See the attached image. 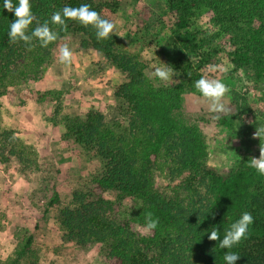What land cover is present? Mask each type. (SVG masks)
<instances>
[{
	"label": "trees",
	"instance_id": "16d2710c",
	"mask_svg": "<svg viewBox=\"0 0 264 264\" xmlns=\"http://www.w3.org/2000/svg\"><path fill=\"white\" fill-rule=\"evenodd\" d=\"M18 3V0H13ZM0 0V99L22 106L27 99L57 101L60 91L44 90L17 93L28 80L40 79L52 60V50L67 35H81L79 48L101 54L125 73L126 81L114 95L125 102L128 126L118 131L104 115L89 110L65 119L61 140L98 159L100 167L85 191H74L69 205L58 208V220L69 241L80 245L99 244L106 264H226L225 252L239 255L235 264H264V176L248 167L244 156L235 167L218 171L206 164V143L201 132L181 124L173 112L182 104L189 81L200 79L199 70L216 52L211 43L215 35L229 42L230 61L237 68H248L264 80V0H166L173 18L176 68L182 80L154 86L144 73V64L135 56L120 51L115 34L98 40L96 29L76 20H66V29L51 23V15L65 6L89 4L103 18L119 8V0H30L37 20L49 21L58 39L41 47L35 38L31 50L24 42L12 43L8 32L14 12ZM209 11L217 32L204 35L192 28L193 20ZM36 27H29L28 33ZM206 49L200 52L199 50ZM198 57L192 62L190 57ZM15 99V100H14ZM54 111H56L54 109ZM219 123L231 126L228 116L220 114ZM16 132L0 120V164L8 163L16 150ZM163 156L173 176L185 177L188 192L167 194L154 186L152 164ZM198 183L199 187L194 186ZM114 195L107 199L104 193ZM129 198L138 206L129 216L119 212V202ZM60 202L55 191L48 205ZM250 212L253 223L246 237L231 249L208 239L213 227L221 239L225 230L243 212ZM153 213L158 225L144 235L134 225L145 227V214ZM37 224L18 240L12 255L0 264H34V234Z\"/></svg>",
	"mask_w": 264,
	"mask_h": 264
},
{
	"label": "rangeland",
	"instance_id": "374dc122",
	"mask_svg": "<svg viewBox=\"0 0 264 264\" xmlns=\"http://www.w3.org/2000/svg\"><path fill=\"white\" fill-rule=\"evenodd\" d=\"M108 19L116 22L115 32L124 34L121 37L113 33L116 36L117 49L141 61L145 75L154 86L169 85L182 80L176 68L178 59L173 48V18L167 10L166 0H119V8ZM192 28L202 31L205 36L218 30L212 14L207 10L193 20ZM213 37L215 40L211 47L216 52L211 54L210 61L199 72L200 76L221 80L229 88L224 103L231 112L228 116L231 126H225L213 119L217 114L209 112V102L195 88L196 81L188 82L182 95L181 107L173 112V116L181 124L195 127L201 132L206 143L207 166L221 171L237 166L244 156L259 157L264 138H253V133L256 128L264 126V80L256 78L248 68L235 67L228 55L231 50L229 42L215 35ZM80 38L79 34L67 35L52 50L50 65L58 62V48L62 43L67 42L72 51L81 50ZM203 51L206 49L198 52L200 54ZM190 60L194 63L198 57L192 56ZM162 62L174 69V75L168 81H162L152 74L153 66H161ZM91 64L92 68L102 71L105 77L96 79V83L91 81L94 91L88 93L87 102L92 105V110L101 112L106 121L115 124L118 131L126 130L128 115L125 102L114 95L117 86L126 81L125 73L104 57L103 61L94 57ZM23 88L24 84L20 85L17 93L32 91H23ZM103 88L105 91H98ZM63 101L60 95L55 101L56 111L53 114L43 113L41 120L35 123L27 118V128L35 133H46L45 127L48 125L52 128L48 135L61 139L65 118L75 116L66 111L61 113ZM98 103L104 104L103 107L94 106ZM9 110L11 111V107L8 100L2 97V126V118ZM13 131L19 138L15 143L19 157L14 155L8 163L0 164V260L12 255L25 229H31L36 223L37 227L33 230V252L36 257L34 264H106L101 245H80L69 241L58 220V208L70 204L74 191H85L88 188L92 175L100 167L99 160L65 141L59 146L48 147L43 140L39 150H36L33 141L24 142L17 131ZM169 165L163 156L156 158L151 169L154 186L163 193H178L183 196L188 192L185 177L173 176ZM194 186L199 187V184L195 182ZM55 191L60 202L49 206L48 202ZM104 197L114 199V195L109 192L104 193ZM137 206V201L124 198L119 202V212L127 217ZM134 229L143 234V226L134 225Z\"/></svg>",
	"mask_w": 264,
	"mask_h": 264
},
{
	"label": "clouds",
	"instance_id": "9594fccd",
	"mask_svg": "<svg viewBox=\"0 0 264 264\" xmlns=\"http://www.w3.org/2000/svg\"><path fill=\"white\" fill-rule=\"evenodd\" d=\"M3 7L9 12H14L15 15V20L10 23L8 32L10 42L22 41L28 46V50H31L35 46L32 43L34 38L39 41L41 47H47L50 43L57 41L58 33L50 28L48 20L43 23L37 20L31 10L30 0H18L16 4L13 3V0H4ZM50 20L52 24L59 25L62 29H66V20H76L84 26L91 25L96 29L98 40L107 39L113 33L124 37L123 33L115 32L116 22L103 18L97 11L92 10L89 4H81L78 7L65 6L62 10L54 12ZM34 21L36 22V27L29 34L28 29ZM73 55L69 44L65 42L58 48L57 60L65 66H70L73 62ZM153 68L152 74L162 81H168L174 75V69L163 62L161 66L154 65ZM209 71H214V69H209ZM195 88L209 102V112L217 114L213 119L219 120L220 114L226 116L231 114L230 109L224 103V97L230 90L221 80L201 76L195 82ZM257 137L259 139L264 138V126L256 128L253 138ZM248 167L255 169L258 174L264 176V146L260 145L259 157H252ZM145 222L143 230L145 235L150 234L158 225V219H154L151 212L145 214ZM252 223L253 216L250 212L245 211L225 230L222 239L215 227L210 231L208 239L219 241V246L222 249H231L246 237L249 225ZM238 259L239 255L237 253L232 251L225 252L224 260L226 264H235Z\"/></svg>",
	"mask_w": 264,
	"mask_h": 264
},
{
	"label": "crops",
	"instance_id": "0c3cea01",
	"mask_svg": "<svg viewBox=\"0 0 264 264\" xmlns=\"http://www.w3.org/2000/svg\"><path fill=\"white\" fill-rule=\"evenodd\" d=\"M73 54V62L70 66H65L59 62L49 65L40 79L24 83L25 88H23V91H26V89L32 91L60 90L61 98L64 100L63 109L60 110L61 113L66 111L71 115L85 114V112L93 108L87 102L89 99L88 93L94 91L93 83L90 84L91 81L96 83V79L101 80L102 77H105L102 71L92 68L91 59L98 57V59H102L103 61V57L99 56L100 54L95 51H82L78 49L74 50ZM99 90L105 91L104 88ZM101 93L103 94V92ZM8 105L11 107V111L9 110L2 118L3 124L6 128L16 130L20 139L24 142L33 141L36 150H39L40 143L42 144L43 140L48 147H56L59 144H63L60 138L56 139L48 135V131L52 130L48 125L45 127L46 133H35V131L28 129L26 126L27 118H31L32 122L35 123L41 120L43 113L53 114L55 101L37 102L27 99L22 106H16L13 102L9 101ZM103 105L102 103H98V105L94 104L98 108L103 107ZM71 111L72 113H70ZM65 154L68 155V152H65Z\"/></svg>",
	"mask_w": 264,
	"mask_h": 264
}]
</instances>
